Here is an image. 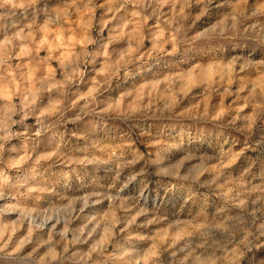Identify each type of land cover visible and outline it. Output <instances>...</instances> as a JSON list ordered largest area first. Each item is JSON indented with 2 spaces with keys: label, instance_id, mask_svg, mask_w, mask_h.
I'll use <instances>...</instances> for the list:
<instances>
[{
  "label": "clouds",
  "instance_id": "1",
  "mask_svg": "<svg viewBox=\"0 0 264 264\" xmlns=\"http://www.w3.org/2000/svg\"><path fill=\"white\" fill-rule=\"evenodd\" d=\"M0 201V264H255L264 0H0Z\"/></svg>",
  "mask_w": 264,
  "mask_h": 264
},
{
  "label": "rangeland",
  "instance_id": "2",
  "mask_svg": "<svg viewBox=\"0 0 264 264\" xmlns=\"http://www.w3.org/2000/svg\"><path fill=\"white\" fill-rule=\"evenodd\" d=\"M101 2H103V0H101ZM251 2H252V0H250V3ZM98 12H99V10H98ZM45 54L46 53H43V52L41 53V55H45ZM53 66L55 67V64H53ZM261 74L262 73L259 72L258 70L253 69L252 74L248 77H245V80H248V79L255 80ZM213 102H218V98L213 97ZM230 102H231V98H229V100L226 101V103H230ZM32 122L33 121H31V120L29 121V123H32ZM233 140H234V143H230V144H227L224 146L225 150H228L230 148L233 152L241 151V149L244 148V138L242 136H240L239 134H236L233 137ZM11 143L17 145V147L19 148L21 146L22 142L18 141V140H14ZM47 144H48L47 138H44L42 143H41V148L46 149ZM138 146L140 147L141 151H148L149 150V145H148L147 141L141 142ZM212 147L214 149L218 150V145L213 144ZM5 155L7 157L9 154L5 153ZM255 159H256V153L252 152L249 149L248 151L245 152L244 156H242L240 158L236 167L242 171L244 168L248 167V165ZM254 171H255V169H254ZM101 178L104 181L105 187L111 185L113 182L112 176H106V177L101 176ZM89 191H91V188L89 185H80L79 182H77L76 186L72 189L71 195L83 196V195L88 194ZM154 191H155V189H154ZM3 203H4L3 201H0V204H3ZM48 207H49L48 204H43L42 210L39 212L38 215H36L35 218L37 220L44 219L49 214L47 211ZM168 210L171 211V206H169ZM52 214L56 215L57 213L53 212ZM14 218H15V216L12 214H9L8 216H6V220H12ZM81 222H82V218L75 220L73 222V227L79 226L81 224ZM255 264H264V249L259 250V252L256 254Z\"/></svg>",
  "mask_w": 264,
  "mask_h": 264
}]
</instances>
